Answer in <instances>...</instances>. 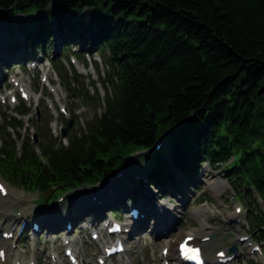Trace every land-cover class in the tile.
Returning a JSON list of instances; mask_svg holds the SVG:
<instances>
[{"label":"trees","instance_id":"16d2710c","mask_svg":"<svg viewBox=\"0 0 264 264\" xmlns=\"http://www.w3.org/2000/svg\"><path fill=\"white\" fill-rule=\"evenodd\" d=\"M0 22L7 37L0 52L22 48L48 59L60 39L63 57L86 62L85 54L95 52L107 68L104 112L67 147L45 138L36 151L31 139L15 141L7 127L21 123L5 117L0 176L8 184L52 206L115 178L140 152L162 198L170 186L181 192L174 171L192 184L209 163L223 168L239 199L256 195L264 209V0H0ZM115 186L128 201L145 189L135 173ZM249 220L264 242V210H250Z\"/></svg>","mask_w":264,"mask_h":264},{"label":"rangeland","instance_id":"374dc122","mask_svg":"<svg viewBox=\"0 0 264 264\" xmlns=\"http://www.w3.org/2000/svg\"><path fill=\"white\" fill-rule=\"evenodd\" d=\"M22 20L23 17L17 15L13 22L19 23ZM4 26L0 22V40H6L7 38L6 34L3 33L4 30L2 28ZM5 46L7 45L4 44ZM52 53L56 54V51L54 50ZM57 56L61 60L57 61L58 57H54L53 59L57 62V66L55 65L53 68L49 63H40V59L37 60V65L34 67L32 65L33 62H29L28 65L25 64L22 67L21 60L24 57L22 49L11 50L10 52L3 51L0 57V125H5V117L15 115L17 109L21 106L19 103H10L9 94L17 92L16 87L10 81L13 78L22 82L21 85L29 89L30 100L26 103V108H31L32 110L28 116L24 117V121L27 120V123H23L21 128L17 127L10 130V134L16 140L19 136L30 139L32 135L35 136L37 134L38 143H33L36 149H38V146L43 145L45 138H53L58 142L60 140L67 147L72 136H81L82 133H87L90 125L104 112L101 99L106 97L107 89L103 86L101 77L105 75L107 68L100 55L95 54V52L89 54L87 63L76 56L79 61L76 72L71 69L70 60L68 61L66 57H62L63 55ZM3 59L8 66L3 62ZM95 62L98 63L99 70L96 68ZM58 67H61L63 74L67 73V82L64 81L63 83L60 81L61 76ZM79 91L94 96V104H88L79 97ZM15 95L20 101L19 94L16 93ZM99 103L102 104V107ZM62 107L67 109L68 113L66 115L61 113ZM36 116L39 119V123L35 121ZM67 121H73V126L68 130L67 136L62 137V130L67 126ZM18 123L19 121H17ZM18 146L21 147L22 143L18 142ZM133 159L134 167L132 168L134 171L144 166L140 154L135 155ZM177 178H180V176L177 175ZM226 180L227 177L224 175L223 168L216 169L209 164H205L201 175L192 183V186H190L188 180H180L182 195L172 189L171 197L163 200L158 190L150 189L151 191L149 192L154 195V201L151 205L152 209L158 205L163 207L166 210L164 217H169V223H176L173 229L168 230L169 233L165 235V238H163L164 233L161 232V229L155 230L161 224V212L159 210L154 209V211L145 214L140 206L141 202L135 206L128 204V207L124 209V213L120 216L122 223H134L130 219L129 212L133 209H139V215L144 217L136 226L145 225V227L139 233L128 235L126 237L125 252L112 257L107 264H163L165 259L162 255L163 247H166L169 242L178 243L184 235L194 233L200 229L198 216L194 215V212L202 207H208L213 212L212 215H207L203 219L208 228V231L206 230L204 234H206V237L212 235L216 237L209 241L201 242V245L210 246L209 251L213 258H215V252L218 249L229 250L236 245L241 256L235 258L231 263L264 264V243L257 242L252 235L255 227H253L252 222L248 218L250 210H264L260 205L262 203L256 195H254V199L251 202L247 200V203L241 200L238 202L231 201L230 198L235 196V192L238 193L239 191L236 185H233L235 192L228 188L217 192V190H213L209 186L210 183L225 182ZM0 181L4 182L1 176ZM5 184L8 187L9 194L6 197L0 195V229L2 231L15 230V236L12 240L3 242L5 246H9V254L10 252L12 254L11 264H14L19 258L20 262L23 260L26 264L35 260L37 264H56V262L69 264L65 256V249L69 240L75 241L72 243L74 250L77 252L81 251L84 254L85 264H97L98 258L104 255L103 246L107 243H114L117 240L116 236H108L103 227L106 222H112L116 218L115 207L119 202L122 203L124 197H126L125 194L119 195L115 193L118 197L117 205L104 209L105 198L94 204L95 206H91L93 203L90 202L89 193L87 192L92 190V188H87L69 193L52 207L45 208L39 206L36 193L25 191L14 185ZM108 188L109 186L104 184L99 190H105L111 195ZM15 195L20 197L21 200L12 204L10 200ZM80 198L84 200L81 201ZM77 205L82 206L83 210L80 211V216L75 219L74 227L69 233L66 231V226L71 220L66 215L69 211L75 210ZM239 208H241V212L237 211ZM95 209H98V211L89 217V212ZM34 216L44 218V226L46 221L47 226L43 227L41 224V233L34 234L32 223L29 222L27 229L30 232L19 236L22 221L25 219L31 220ZM146 216L150 218L147 219ZM73 217L71 218L73 219ZM48 218H51V222ZM52 219H54L53 222ZM81 220H85L84 222L82 221L84 223L83 228L80 224L82 223ZM57 224L60 225V228L54 229L53 227ZM261 231L264 230L262 229ZM92 233H98L99 239L94 240ZM200 237H198L199 241L203 239ZM245 237L247 238L246 241L241 243L240 240ZM257 245L263 247V251L253 252V247ZM206 255L207 260L210 259L209 254L206 253Z\"/></svg>","mask_w":264,"mask_h":264},{"label":"bare ground","instance_id":"6f19581e","mask_svg":"<svg viewBox=\"0 0 264 264\" xmlns=\"http://www.w3.org/2000/svg\"><path fill=\"white\" fill-rule=\"evenodd\" d=\"M219 184H220L221 187L219 186ZM209 186L211 188H213V190H217V192H220L221 190H223V189H225L227 187V184L224 181H219V182H216L214 184H211L210 183ZM109 192L111 193V195H109L105 190H102L101 191L102 198L103 199L105 198V201H106L105 202V205H104V209H109V207H111L112 205H116L117 202H118V197L116 196L115 192L114 191H109ZM81 197H83V196H81ZM145 198H146V201L141 202V205L140 206L142 207V210H144V213L145 214H148L151 211H154V209H157V210H159L161 212V215H160L161 216V224L155 230L157 231V230L161 229V232L164 233L163 238H165V235L169 232L168 230L173 229L175 227V224L176 223H169L170 222L169 217H166V218L164 217L166 215V210H164L163 207H161V206L158 205V206L153 207V209H152V206L151 205H152V203L154 201V195H153V193L147 191L145 193ZM19 200H21V198L20 197H16V195H15L12 198V200H10V203L13 204V203H15V202H17ZM83 200L84 199H81V201H83ZM212 214H213V212L208 207H202V208H200V209H198V210H196L194 212V215H197L198 216V219H199V222H200V229L197 230V231H195L194 233H191V234L187 235V236H194V241L193 242H200L198 240V237L199 236H201V237H205L206 236V234H204V232L206 230L208 231V228H207V225H206L205 220H203V219L207 215L210 216ZM147 216H146V218L149 219L150 217H147ZM53 221H54V219H52V222ZM126 227L129 228V226H126ZM144 227H145V225H140V226L138 225L137 227H135L133 229L134 234L141 232L144 229ZM53 228L54 229H59L60 228V225L57 224ZM120 236H122L124 238L127 235H120ZM178 243H176V242H169L166 247H163V249H165V248H168L169 249V253L167 255V259H170V258L172 259V258H175L176 257V255H177V250L176 249L178 248ZM4 246H5L4 243L3 242H0V249H4L5 248ZM205 247H206L207 253L209 254L210 261H213L214 260L213 262H216V259L213 258L211 256V254H210V251H209V249H210L209 247L210 246L209 245H205ZM78 255H79L80 264H85L86 262L84 260V254L81 251H79L78 252ZM11 261H12V254L10 252V254H7V256L5 257V261L4 262L0 259V264H11ZM19 261H21L20 258L17 261H15L14 264H16V262H19ZM34 263L36 264L37 262L34 261ZM20 264H26V263L22 260V262H20ZM56 264H60V263L59 262L58 263L56 262Z\"/></svg>","mask_w":264,"mask_h":264},{"label":"water","instance_id":"95a60500","mask_svg":"<svg viewBox=\"0 0 264 264\" xmlns=\"http://www.w3.org/2000/svg\"><path fill=\"white\" fill-rule=\"evenodd\" d=\"M72 124H73V121L70 122V123H69V126H68L67 128L64 129V131H63V136H64V137L67 135V131L71 128ZM236 250H237V247H236V246H233V247L231 248V251H233V252H235Z\"/></svg>","mask_w":264,"mask_h":264}]
</instances>
